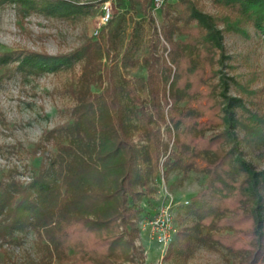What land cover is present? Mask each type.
<instances>
[{
    "label": "trees",
    "instance_id": "16d2710c",
    "mask_svg": "<svg viewBox=\"0 0 264 264\" xmlns=\"http://www.w3.org/2000/svg\"><path fill=\"white\" fill-rule=\"evenodd\" d=\"M14 1L23 12L62 18L84 10L73 0ZM211 2L212 12L201 0L161 4L159 32L141 55L145 77L102 73V44L93 38L54 54L0 51V69L16 62L21 75L79 70L69 118L34 143L41 159L29 180L0 178V252L36 236L35 254L3 264H143L138 220L161 170L180 173L179 183L189 171L204 173L183 205L190 221L164 258L186 264L206 247L224 249L233 264H264V108L244 98L254 94L253 78L223 69L231 67L223 31H240L231 21L250 24L264 43V0ZM141 6L152 17V0Z\"/></svg>",
    "mask_w": 264,
    "mask_h": 264
},
{
    "label": "rangeland",
    "instance_id": "374dc122",
    "mask_svg": "<svg viewBox=\"0 0 264 264\" xmlns=\"http://www.w3.org/2000/svg\"><path fill=\"white\" fill-rule=\"evenodd\" d=\"M42 1V0H37ZM82 3L84 10L69 17H58L41 11L23 12L14 0H0V51L32 49L51 54L68 52L81 45L86 39H98L102 44L100 71L106 69L115 75H123L129 79L145 77L146 69L141 63V55L147 45L156 38L161 19L159 9H151L152 17L141 6V0L133 4L123 0H73ZM108 2L114 16L110 26L94 34L102 6ZM207 11H214L211 0H201ZM240 31H223V43L227 60L231 67H224L228 75H234L245 82L253 78L251 87L254 94L244 96L248 106L264 108V43L255 29L247 23L235 24ZM107 37L113 42L108 51ZM127 52V56H125ZM138 59L133 65L126 58ZM15 63H9L0 69V178L10 174L22 182L29 180L41 159L39 152L33 153L34 143L43 131L69 118V111L74 100L69 91V85L76 78L79 70L74 69L59 72H46L39 75H21L14 71ZM7 71L6 73H4ZM95 90L100 87L95 86ZM230 93H234L232 83ZM259 163L253 154L250 155ZM261 164V163H260ZM11 171V173H10ZM180 173L171 172L167 176L161 170L152 184L154 193L144 200L152 209L158 206L165 193L171 194L176 203L174 221L176 228L189 223L190 217L184 216V201L189 200L203 184L204 173L189 171L182 182H178ZM142 217V216H141ZM35 239L33 232H28L20 245L6 246L8 255L0 252V264L6 261L22 262L28 254H35ZM140 246V237L135 240ZM146 251L143 249V264H181L160 256L156 243ZM142 247V246H141ZM235 258L224 249H209L199 247L186 264H233Z\"/></svg>",
    "mask_w": 264,
    "mask_h": 264
},
{
    "label": "built area",
    "instance_id": "2783aa9c",
    "mask_svg": "<svg viewBox=\"0 0 264 264\" xmlns=\"http://www.w3.org/2000/svg\"><path fill=\"white\" fill-rule=\"evenodd\" d=\"M165 1L173 0H152V8L158 9ZM112 16V7L108 2L102 6V10L98 22L94 28L93 33L98 34L103 26L108 22ZM187 203V200L184 201ZM174 197L165 193L160 200L155 212L149 217H140L138 220L139 229H147L149 236L159 246L160 256L164 253L167 245L174 239L177 231L174 221V207L176 206Z\"/></svg>",
    "mask_w": 264,
    "mask_h": 264
},
{
    "label": "crops",
    "instance_id": "0c3cea01",
    "mask_svg": "<svg viewBox=\"0 0 264 264\" xmlns=\"http://www.w3.org/2000/svg\"><path fill=\"white\" fill-rule=\"evenodd\" d=\"M143 211L140 214L142 217H146L148 215H152L155 212V208H151L150 206L148 207L147 203L145 201H143ZM139 237H140V246H142V248L146 251V257H147V253L148 250L152 247V245L154 244L156 248V242L151 239V237L148 234L147 229L143 228L139 231Z\"/></svg>",
    "mask_w": 264,
    "mask_h": 264
}]
</instances>
